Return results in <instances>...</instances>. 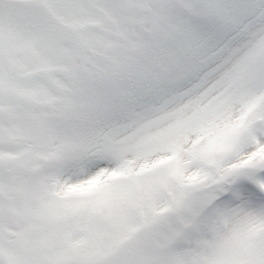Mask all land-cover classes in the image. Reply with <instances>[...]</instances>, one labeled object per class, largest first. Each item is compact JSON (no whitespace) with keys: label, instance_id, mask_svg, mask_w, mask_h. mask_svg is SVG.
Here are the masks:
<instances>
[{"label":"snow or ice","instance_id":"6c2138e0","mask_svg":"<svg viewBox=\"0 0 264 264\" xmlns=\"http://www.w3.org/2000/svg\"><path fill=\"white\" fill-rule=\"evenodd\" d=\"M0 264H264V0H0Z\"/></svg>","mask_w":264,"mask_h":264}]
</instances>
